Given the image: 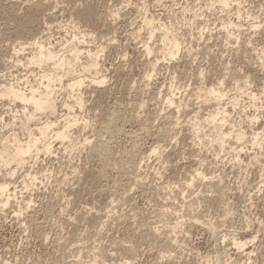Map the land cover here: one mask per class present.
I'll return each instance as SVG.
<instances>
[{
	"label": "rangeland",
	"instance_id": "obj_1",
	"mask_svg": "<svg viewBox=\"0 0 264 264\" xmlns=\"http://www.w3.org/2000/svg\"><path fill=\"white\" fill-rule=\"evenodd\" d=\"M39 43L80 53L51 109L0 94V149L39 138L0 156V264H264V0H0V88L42 85ZM228 127L242 138L217 145Z\"/></svg>",
	"mask_w": 264,
	"mask_h": 264
},
{
	"label": "bare ground",
	"instance_id": "obj_2",
	"mask_svg": "<svg viewBox=\"0 0 264 264\" xmlns=\"http://www.w3.org/2000/svg\"><path fill=\"white\" fill-rule=\"evenodd\" d=\"M221 3H222V5L223 6H225L226 4L228 5V2H229V0H219ZM165 28V27H164ZM153 29V28H152ZM151 30V29H150ZM166 30H168L167 28H166ZM169 31V30H168ZM171 31V30H170ZM152 33V32H151ZM169 33V32H168ZM172 34H173V32H171ZM171 33H169L170 35L166 38V36H165V38L167 39V43H168V45L166 46L167 47V53L169 54V55H173V54H175L176 53V49L178 48V46H179V39H177L175 36H174V34H173V36H171L172 34ZM164 34V33H163ZM167 34V33H166ZM152 35V34H151ZM165 35V34H164ZM162 37H164V36H162ZM163 40H165V39H163ZM164 43H166V40H165V42L163 41V44ZM166 45V44H165ZM163 46V45H162ZM165 47V46H164ZM163 48V47H162ZM147 49V48H146ZM80 50V49H79ZM148 50H150V49H148ZM165 51V50H164ZM163 51V52H164ZM79 53H80V51H78V49L77 48H75V50L73 51V53L72 54H70L69 56L68 55H59L58 53H53L52 52V50L51 49H49V48H44V44H42V43H39V49L37 50V51H35L30 57H29V59H30V61L31 62H34V63H38V64H40V65H42L43 63H48L49 61V63H51V66H49L50 68H48V70H46V71H44L40 76V78H42V81H41V83H42V85H30L29 86V88L25 91L22 87H19V86H15V85H12V84H10V85H2L1 86V88H0V94H2V95H7V96H11L12 98H15V99H19L21 102H24V103H28V104H31L33 107H34V110L35 109H37V110H42V109H46V108H52V106H53V96H54V86H52L53 85V82L55 81V80H57V79H59L60 80V78H61V75L64 73V75L65 74H68V73H74V69H73V64L75 63V62H77L76 60L79 58ZM163 55V54H162ZM79 62V61H78ZM75 65V64H74ZM78 65V64H77ZM95 65H97L96 64V61H94V60H89V61H87L84 65H83V67H84V69L85 68H87V70L88 69H91V67L93 68V67H95ZM83 67H82V70H83ZM81 71V70H80ZM82 72V71H81ZM89 73V72H88ZM72 75V74H71ZM78 75V74H77ZM80 75V74H79ZM92 75V74H91ZM76 76V75H75ZM93 77H95V76H93ZM90 78H91V76H90ZM96 78V77H95ZM83 79V77L82 78H80V76L78 77V76H76V77H73L72 76V78H70L69 80H68V86L72 89V88H75V87H78L82 82H81V80ZM92 79V78H91ZM94 79V78H93ZM102 80V79H101ZM101 80L100 79H97V81L98 82H101ZM96 81V80H95ZM204 90V89H203ZM198 91V90H197ZM198 93V97L200 96V98L202 97H207V95H211V96H213L214 98H213V100L215 101H217L216 103L218 104V103H220L221 101V99L222 98H220L224 93H222L218 88H214V85H213V87L211 86H209V88H205V90L204 91H200V89H199V91L197 92ZM225 95V94H224ZM169 97V98H168ZM223 97V96H222ZM165 98V97H164ZM166 100H168L169 102L170 101H175V100H173L174 98H172V97H170V96H166ZM207 99V98H206ZM76 104H78L79 106H81V104H82V99H81V97H79V96H77L76 97V99H75V101H74ZM171 103V102H170ZM175 103V102H174ZM215 103V102H214ZM27 105V104H26ZM220 105V104H219ZM185 106V105H184ZM215 106H217V105H215ZM184 108V107H183ZM219 108H221V107H219ZM224 108H222L221 110L220 109H217L216 108V110L214 111V112H211L210 113V116L208 117V118H204L203 117V121H202V123H204V122H207V124L208 123H212V128H215L218 124H220V122H218V121H222L224 118H225V116H224V114H225V111L223 110ZM34 110H32V111H34ZM175 110V109H174ZM178 110H180V108L178 109ZM36 111V110H35ZM115 113V112H114ZM176 113V112H175ZM113 114V113H112ZM112 114H110V115H112ZM161 114V113H160ZM177 114V113H176ZM24 115H25V113H24ZM109 115V116H110ZM117 115V114H116ZM194 115V114H193ZM226 115V114H225ZM34 116V112H28L27 114H26V116H25V118L26 119H32V117ZM112 116H114V115H112ZM174 116V115H173ZM124 117V116H123ZM224 117V118H223ZM112 118L113 117H111V118H109L108 120H109V122H104L103 123V125L101 126V131L102 132H104V133H106V134H111L112 132H113V128H114V126H116V125H113L112 123L114 122V119H113V122H112ZM115 118V117H114ZM126 118V117H125ZM177 118V117H176ZM118 119V118H117ZM169 118H167V120H168ZM178 119H180V118H178ZM199 119V118H198ZM204 119H205V121H204ZM65 120H66V124L67 125H69V123H70V121H71V123H72V119H69V117H68V119H66L65 118ZM64 120V121H65ZM107 120V119H106ZM141 120V119H140ZM169 120H171V119H169ZM174 119H172V121H173ZM184 120V119H183ZM189 120V119H188ZM196 120V119H195ZM217 120V121H216ZM186 121V120H185ZM193 121V120H192ZM191 121V122H192ZM198 121V120H197ZM197 121L194 123V121H193V123H194V126H193V124H191L194 128H193V130L195 131V133H196V135H197V137L199 136V130L200 129H202L200 126H202L203 127V125H202V123H201V125H199L200 123H197ZM199 121H200V119H199ZM216 121V122H215ZM102 122V121H101ZM117 122V121H116ZM119 122V121H118ZM201 122V121H200ZM188 123H190V122H188ZM214 123V124H213ZM172 124V123H171ZM174 124H176V123H174ZM49 125H50V120H46V121H43L42 123H41V125L39 126V132H40V136L42 135V136H45V133H46V130L49 128ZM119 125H120V123H119ZM168 125V124H167ZM170 125V124H169ZM177 125V124H176ZM209 125V124H208ZM70 126V125H69ZM68 126V127H69ZM100 126V125H99ZM98 126V127H99ZM118 126V125H117ZM211 126V125H210ZM209 126V127H210ZM222 126V125H221ZM120 127V126H119ZM170 127V126H169ZM168 127V128H169ZM199 127H200V129H199ZM219 127V126H218ZM67 128V127H66ZM66 128H65V126H64V128L62 127L61 129H58L57 131H55V137H64L67 133H66ZM100 128V127H99ZM212 128H210V129H212ZM117 129H118V127H117ZM121 129V128H120ZM152 129V128H151ZM155 129V128H154ZM206 130H207V128H206ZM215 129H212L211 131L213 132ZM223 130V129H222ZM222 130H218V131H216V132H214L213 134H214V137H213V141L217 144V145H223V142H224V140L227 138V137H231L234 141L236 140L237 142H238V140H240L241 138H242V136H243V133H242V131H240V130H234V129H232V130H234V131H232L231 129H229V127H228V129L226 130V131H222ZM97 131H98V128H97ZM121 131V130H120ZM120 131H118V133L120 132ZM153 131V130H152ZM167 131V130H166ZM210 131V132H211ZM123 132V131H122ZM198 132V133H197ZM200 132H201V130H200ZM167 133V132H166ZM202 133V132H201ZM200 133V134H201ZM115 134V133H114ZM129 134V133H128ZM131 134V133H130ZM157 134V133H156ZM159 134V133H158ZM161 134V133H160ZM208 134V133H207ZM203 135V134H202ZM156 136V135H155ZM131 137V136H130ZM256 137V136H255ZM103 138V137H102ZM38 137H36L34 134H33V132L32 131H30L29 132V138L26 140V141H24L23 143H17L16 144V147H13L12 149H10L8 146H7V144H2V147H1V149H0V156H1V158L3 159V160H5V161H11V160H14L15 162H17L18 164H19V162H21V161H23V159H24V155L26 154V153H28L29 151H30V149H31V147H33V146H35L36 145V143L38 142ZM158 139V138H157ZM171 139V138H170ZM256 139V138H255ZM173 140V139H172ZM131 141H133V140H131ZM227 141V140H226ZM233 141V142H234ZM171 142V141H170ZM231 142V141H230ZM156 143V142H155ZM172 143V142H171ZM259 143V142H258ZM232 144V143H231ZM233 144H235V143H233ZM94 145V144H93ZM135 144H133V146H134ZM96 146V145H95ZM156 146H157V144H156ZM230 146V145H229ZM232 146V145H231ZM235 146V145H234ZM49 147H50V143L49 142H45V143H43V148H45L46 150H48L49 149ZM94 146H92V148H93ZM162 147V146H161ZM233 147V146H232ZM160 148V147H159ZM164 148V147H163ZM135 149V148H134ZM118 150V149H117ZM133 150V149H132ZM131 150V151H132ZM137 151V150H136ZM94 152V151H93ZM95 153V152H94ZM128 153V152H127ZM98 154V153H97ZM94 155V154H93ZM128 155V154H127ZM135 155V154H134ZM160 156H161V153H160ZM130 157V156H129ZM122 158V157H121ZM138 158V157H137ZM130 160V159H129ZM96 162V161H95ZM127 163H129V162H127ZM140 163V162H139ZM138 164V163H137ZM115 165H117V164H115ZM119 165V164H118ZM121 165V164H120ZM112 166V165H111ZM101 167V166H100ZM119 168V167H118ZM133 168V167H132ZM105 169H106V167H105ZM116 169V168H115ZM101 171V170H100ZM136 171H137V169H136ZM199 172V171H198ZM137 173V172H136ZM195 173H196V171H195ZM194 173V174H195ZM117 174V173H116ZM197 175L199 174V173H196ZM201 174V175H200ZM198 176H203L202 175V173H200ZM97 175V174H96ZM136 175V174H135ZM134 175V176H135ZM145 175V174H144ZM196 175V176H197ZM105 176V175H104ZM197 176V177H198ZM101 178V177H100ZM136 178V177H135ZM138 178V177H137ZM136 178V179H137ZM145 178V177H144ZM147 179V178H146ZM194 179V178H193ZM128 180V179H127ZM138 180V179H137ZM136 181V180H135ZM104 182V181H103ZM121 182V181H120ZM140 183V182H139ZM127 185V184H126ZM132 185V184H131ZM151 185V184H150ZM107 186V185H106ZM121 186V185H120ZM128 186V185H127ZM7 187V184L6 183H4V182H2L1 184H0V188L2 189V190H5V189H7L6 188ZM131 187V186H130ZM122 188V187H121ZM125 191V190H124ZM123 191V192H124ZM138 192V191H137ZM125 194V193H124ZM8 195H9V192H8ZM122 196H124V195H122ZM116 200V199H115ZM134 200V199H133ZM129 206V205H128ZM128 209V208H127ZM196 218V217H195ZM191 219V218H190ZM194 219V218H193ZM192 219V220H193ZM198 220V219H197ZM200 221V220H199ZM35 222V221H34ZM195 222H196V220H195ZM176 225V224H175ZM172 226H174V225H172ZM178 229V228H177ZM156 230V229H155ZM155 232V231H154ZM161 233H163V232H161ZM172 234V233H171ZM174 234V233H173ZM161 236V235H160ZM170 236V235H169ZM171 237V236H170ZM172 239H173V237H172ZM169 240V239H168ZM174 240V239H173ZM172 240V241H173ZM171 241V240H170ZM169 241V242H170ZM239 242V244L241 243L242 244V247H243V241H238ZM165 243V242H164ZM168 243V242H167ZM168 246V245H167ZM236 247L238 246V244H236L235 245ZM240 249V248H239ZM92 259H93V257H92ZM92 262V261H91ZM86 263V262H85ZM93 263V262H92Z\"/></svg>",
	"mask_w": 264,
	"mask_h": 264
}]
</instances>
